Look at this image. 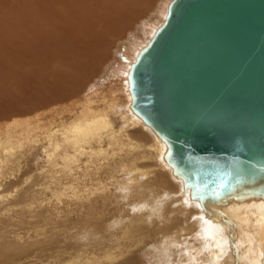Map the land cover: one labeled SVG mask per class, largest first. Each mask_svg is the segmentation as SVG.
I'll use <instances>...</instances> for the list:
<instances>
[{"label": "bare ground", "instance_id": "bare-ground-1", "mask_svg": "<svg viewBox=\"0 0 264 264\" xmlns=\"http://www.w3.org/2000/svg\"><path fill=\"white\" fill-rule=\"evenodd\" d=\"M55 1L57 4H72V0ZM78 1L85 11L83 18L86 26L83 32L75 35L76 38L64 37L57 41V34L62 32L60 27L63 24L54 27L57 36H53L51 31L45 33L48 35L38 36L34 35L33 30H23L24 24L34 26L38 16L48 13L50 5L42 0H15L10 5L12 13H8L12 21L7 23L6 19L0 20V26L3 27L0 31L4 34V30L8 32L11 27H15V34L11 37L15 38V54L18 57L19 54L21 59L27 58V55L34 60L43 57L49 65L39 76V82H43L35 95L43 94V90H61L57 98L60 99L67 98L71 88L72 91L79 89L83 72L89 59L94 60L98 45L123 20L121 18L129 16L134 7L129 3L130 0ZM167 1L158 10L152 9L154 12L157 10L154 18L145 20L139 34L131 36L126 47L124 45L122 66L113 75L118 85L111 86L108 92L96 89L93 96L75 102L72 104L75 107L71 105L74 108H67L73 114L70 120L59 124L54 121L43 132V126L39 123L41 120L14 122L0 127V154H3L0 155V200L5 197L2 194V181L6 176L3 172L9 166L7 164L12 160L11 156L22 152L24 148L36 149L41 138L45 140L46 163L39 166L37 172L25 182L36 178L34 187L45 185L40 190H50L53 198L61 202L69 194L75 199L83 196L80 195L82 183L86 184L88 179L93 181L94 177L97 178V188L89 196L97 192L110 193L109 184L100 181L97 176L101 171L107 172L110 180L121 179L120 195L143 197L146 180L156 174L146 169L145 164L153 151L156 166L163 171L159 184L164 186L165 194L159 195L155 184L150 189V201L132 204L129 214L122 211L119 221L113 225L121 233L111 247H104L103 244L99 255L82 251L55 264H123L136 249L146 244V236L139 231L142 225L153 226L157 221L164 227L154 237L155 247L152 246L154 250L151 252L153 264H172L174 261L179 264H264V197L248 195L242 199L233 198L227 203L202 205L191 197L190 189L185 188L183 179L175 174L168 163V145L132 110L129 71L140 51L164 23L173 0ZM141 10L137 11L138 14ZM82 42L81 46H75ZM71 50L74 52L71 53ZM3 51L1 47L0 53ZM118 89L121 90L119 94ZM121 92L126 93V102L121 101ZM52 98L48 101L44 99L43 102H49ZM137 131L150 136L151 144L143 142L141 137L139 139ZM40 177H46L44 184L38 183ZM174 186L177 188L173 191L169 189ZM180 217L183 220L178 222Z\"/></svg>", "mask_w": 264, "mask_h": 264}, {"label": "water", "instance_id": "water-1", "mask_svg": "<svg viewBox=\"0 0 264 264\" xmlns=\"http://www.w3.org/2000/svg\"><path fill=\"white\" fill-rule=\"evenodd\" d=\"M128 80L193 199L264 197V0H173Z\"/></svg>", "mask_w": 264, "mask_h": 264}, {"label": "rangeland", "instance_id": "rangeland-1", "mask_svg": "<svg viewBox=\"0 0 264 264\" xmlns=\"http://www.w3.org/2000/svg\"><path fill=\"white\" fill-rule=\"evenodd\" d=\"M42 1L50 5L48 13L38 16L34 26L24 24L23 30H33L34 35L38 36L48 35L45 33L51 31L53 36L58 35L57 41L64 37L76 38L77 33L84 31L86 23L83 14L85 11L78 0H72L71 5L57 4L55 0ZM142 1L144 3H141ZM166 1L130 0L129 3H132L134 7L129 12V16L121 18L123 20L119 21L113 31L111 30L105 40L101 42V45H98L94 60L89 59L90 65L88 64L83 72L84 77L79 89L72 91L71 88V93L67 95L68 97L66 96L67 98L57 99L61 90L54 91V89L50 92L43 90L41 91L43 94L35 95L36 89L43 82H39V76L42 75V71L49 68L47 61L43 57L34 60L28 55L25 56L27 58L21 59L20 54L19 57L15 54L17 48L14 43L16 42L15 38L11 37L15 34V27H11L8 32L4 30L5 34L0 31V46L2 51L4 50L0 53V127L14 122L41 120L42 122L39 123L43 126L41 130L43 132L45 127L54 121H58L55 124H59L70 120V116L73 117V114L68 110L75 107L72 105L75 102L93 96L96 89L108 92L111 86L118 85L113 75L122 66L120 63L126 44L134 35L139 34L145 20H149V17L154 18L158 8ZM14 2L15 0H0V20L6 19L7 23L12 21L8 13H12L10 5ZM152 9L157 10L154 12ZM139 10L141 12L138 14ZM61 24H63L60 27L62 32L57 34L54 27L58 28ZM0 28L3 29L2 25ZM82 44L83 42L75 46ZM120 91L118 89V94ZM123 93L119 96L122 102H126V93ZM51 98L53 100L47 102V99ZM44 99L47 101L43 102ZM67 108L69 109L67 110ZM136 135L139 139L141 137L143 142L151 144L150 136L142 135L138 131ZM44 146L45 140L41 138L36 149L24 148L22 152L18 151L11 156L13 158L7 164V166L9 165L8 170L5 169L3 172V175L6 176L2 181V194L5 197L0 200V264H41L46 262L55 264V262L66 261L70 256L82 251L90 255L93 253L99 255L102 248L111 247L113 241L120 235L121 230L115 229L113 225L119 221L122 211L129 214L132 204L144 200L150 201V189L155 184L158 194H165L164 186L159 184L160 173L163 171L156 166L157 160L153 151L145 164L146 169L155 171L156 174L146 180V192L143 197L135 195L129 198L127 195H120L121 179H119L120 181L110 180L107 172L101 171L97 176L100 181L109 184L112 190L110 193L97 192L94 196H89L91 191L97 188L95 183L97 178L93 176V181L88 179L86 184L82 183L83 188L81 187L80 195L83 196L75 199L69 194V197H63L61 202L57 198H53L50 190H40L45 185L34 187L36 178L25 182L29 176L37 172L39 166L45 165ZM0 155H3L2 152ZM45 178L37 179L38 183L44 184ZM85 185L88 187L84 188ZM176 188L177 186H174L169 189L173 191ZM182 220L180 217L178 222ZM154 224L153 226L142 225L143 228L139 230L141 233L138 232V234L146 236V244L141 249H136L123 264H153L154 258H151V252L155 247V236H158L159 229L164 227L163 224H158V221ZM183 250L186 253V247ZM172 264H179V262L174 261Z\"/></svg>", "mask_w": 264, "mask_h": 264}]
</instances>
